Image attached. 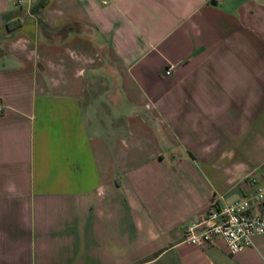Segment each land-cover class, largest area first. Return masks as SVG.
<instances>
[{
	"label": "crops",
	"instance_id": "1",
	"mask_svg": "<svg viewBox=\"0 0 264 264\" xmlns=\"http://www.w3.org/2000/svg\"><path fill=\"white\" fill-rule=\"evenodd\" d=\"M0 107V264H264L181 241L264 187V0H0Z\"/></svg>",
	"mask_w": 264,
	"mask_h": 264
},
{
	"label": "built area",
	"instance_id": "2",
	"mask_svg": "<svg viewBox=\"0 0 264 264\" xmlns=\"http://www.w3.org/2000/svg\"><path fill=\"white\" fill-rule=\"evenodd\" d=\"M172 67L163 73L168 75ZM2 108L0 107V112ZM261 165L264 167V160ZM244 182L249 187L246 195L233 201H222L212 196L203 216L183 229L181 241L203 246L220 238L229 254L251 244V237L264 233V187L254 173L248 174Z\"/></svg>",
	"mask_w": 264,
	"mask_h": 264
}]
</instances>
